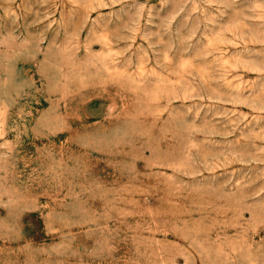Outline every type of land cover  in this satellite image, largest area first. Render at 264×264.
<instances>
[{
	"label": "rangeland",
	"instance_id": "rangeland-1",
	"mask_svg": "<svg viewBox=\"0 0 264 264\" xmlns=\"http://www.w3.org/2000/svg\"><path fill=\"white\" fill-rule=\"evenodd\" d=\"M0 264H264V0H0Z\"/></svg>",
	"mask_w": 264,
	"mask_h": 264
}]
</instances>
